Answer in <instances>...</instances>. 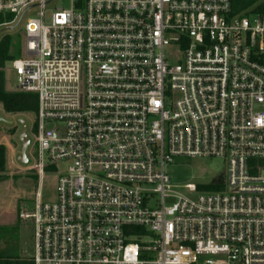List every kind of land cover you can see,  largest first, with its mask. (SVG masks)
<instances>
[{"label": "built area", "instance_id": "obj_1", "mask_svg": "<svg viewBox=\"0 0 264 264\" xmlns=\"http://www.w3.org/2000/svg\"><path fill=\"white\" fill-rule=\"evenodd\" d=\"M0 0L26 18L9 63L38 97L33 264H264V13L232 0ZM227 164L221 190L177 159ZM214 257V259H207Z\"/></svg>", "mask_w": 264, "mask_h": 264}, {"label": "rangeland", "instance_id": "obj_2", "mask_svg": "<svg viewBox=\"0 0 264 264\" xmlns=\"http://www.w3.org/2000/svg\"><path fill=\"white\" fill-rule=\"evenodd\" d=\"M68 8V0H57L48 7L46 24L50 23L51 15L57 8ZM25 17L20 22L18 17L12 24L0 26V41L4 37L11 39L10 56L20 59L24 50ZM6 29H10L6 31ZM5 87L8 92H17L18 78L5 69ZM0 116L12 125L0 124V148L4 152V164L0 172V254L8 257L32 259L34 253V225L31 219H22V214L33 213L36 206V195L40 193V201L54 204L57 201V184L64 174L66 165L58 164L45 172L40 184L39 178L32 168L34 166L35 136L34 125L37 123L35 114H7L0 106ZM24 120L28 124V135L31 145L27 150L28 163L19 161L21 150L20 134ZM167 174L176 185L208 186L220 176H226L227 164L216 158L177 159L175 165L167 168ZM207 259H216L208 257Z\"/></svg>", "mask_w": 264, "mask_h": 264}, {"label": "trees", "instance_id": "obj_3", "mask_svg": "<svg viewBox=\"0 0 264 264\" xmlns=\"http://www.w3.org/2000/svg\"><path fill=\"white\" fill-rule=\"evenodd\" d=\"M255 7V8H254ZM254 8L255 13H264V0H232L233 14L239 15L247 10ZM13 21V17L0 15V26ZM11 39L4 37L0 41V106L11 115L35 114L38 110V97L32 93L25 92H8L5 87L6 65L16 59V56H10ZM4 164V152L0 148V172ZM51 170V169H50ZM223 176L213 180L205 187H199V190L219 191ZM0 264H33L31 259H22L19 257H8L0 254Z\"/></svg>", "mask_w": 264, "mask_h": 264}, {"label": "water", "instance_id": "obj_4", "mask_svg": "<svg viewBox=\"0 0 264 264\" xmlns=\"http://www.w3.org/2000/svg\"><path fill=\"white\" fill-rule=\"evenodd\" d=\"M10 29H6L8 31ZM0 124H6V125H12V122H7L5 121L1 116H0ZM20 124L22 125V132L20 134V142H21V150L19 153V161L21 163H28V158H27V150L29 149L31 145V139L28 135V124L26 121L21 120Z\"/></svg>", "mask_w": 264, "mask_h": 264}]
</instances>
